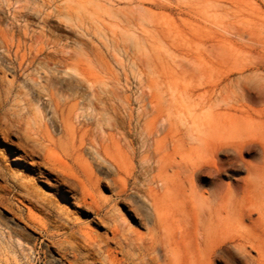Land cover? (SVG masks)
I'll list each match as a JSON object with an SVG mask.
<instances>
[{
    "label": "bare ground",
    "instance_id": "obj_1",
    "mask_svg": "<svg viewBox=\"0 0 264 264\" xmlns=\"http://www.w3.org/2000/svg\"><path fill=\"white\" fill-rule=\"evenodd\" d=\"M61 3L0 0V10L5 6L9 14L7 23L0 19V104L9 106L1 113L0 134L23 129L17 143L23 159L41 156L40 163L27 161L30 168L42 165L46 171L37 176L43 184L65 203L85 208L105 232L73 218L34 179L11 172L1 153L0 175L7 183L0 185V208L13 214L12 222L26 211L27 225L35 224L38 210L48 239L79 235L105 264H264V122L255 120L262 114L257 107L264 106V88H242L238 94L222 80L201 95L192 86L153 90L145 85L147 0H138L142 13L135 11L140 24L132 34L131 0ZM120 4L126 9H117ZM64 9L71 12L65 19ZM52 19L59 26H49ZM119 55L130 57L139 74L138 100L149 101L148 110L145 103L140 106L151 117L143 145L151 139L155 153L126 170L110 156L133 131L128 76L108 61L124 68ZM21 102L36 106L32 123L38 139L29 127H20L13 107ZM56 145L62 156H50ZM15 230L1 234L2 241L24 253L17 236L18 245L13 243Z\"/></svg>",
    "mask_w": 264,
    "mask_h": 264
},
{
    "label": "rangeland",
    "instance_id": "obj_2",
    "mask_svg": "<svg viewBox=\"0 0 264 264\" xmlns=\"http://www.w3.org/2000/svg\"><path fill=\"white\" fill-rule=\"evenodd\" d=\"M57 4L63 5L61 0H57ZM119 6L123 9L127 7L125 4H120L116 8L119 9ZM145 7H147V9L145 8L147 11L145 27L150 43H148V66L150 67L146 68L148 75L146 87L170 93L171 90V92H176L183 87L192 86L198 89L196 94L201 95L204 88L211 87L223 80V84L228 83L231 89L238 94L242 88H264V0H147ZM130 8L134 23L132 26H128L131 29L128 33L132 34L140 24L138 13H142V9L138 6V0H131ZM136 10L138 13L135 12ZM70 13L64 9V19L70 16ZM0 19L4 24L9 20L5 6L0 10ZM33 21L37 22L36 19ZM48 25L59 26V21L52 19ZM61 32L55 31L56 34ZM117 59L119 62L122 61L124 68L116 65L112 58H109L108 61L113 68L118 70L114 69L115 71L119 73L125 71L128 76L127 88L133 93V131L125 140L120 141L116 149L110 151V156L126 170L132 165L138 168L143 157L152 159L154 157L152 155L155 153L151 139L145 146L143 145L145 123L151 117L149 113H141L140 106L145 103L148 105L146 106L148 110L149 101L148 99H144V102L138 100L137 91L141 87L138 79L139 74L136 68H132L130 57L119 55ZM123 79L121 86L126 85L124 75ZM18 81L23 89V79L20 78ZM26 88H29L28 84H26ZM8 107L6 108L9 110ZM13 108L21 123L20 127H26V129L29 127L28 133L32 138L38 139L37 129L32 123V116L37 113L36 106H26L21 102ZM7 109L5 107L3 109L0 104L1 122V113ZM257 109L261 110L262 114L255 117L256 123L264 122V106H258ZM43 113L46 114L45 111ZM25 121L29 123L25 124ZM23 131V129L21 132L14 131L9 137L0 134V153L6 160L5 164L9 165L11 172L18 176L24 174L34 179L36 185L43 192L51 194L63 203L73 213V218L86 222L97 233L103 235L104 228L95 225L91 213L85 211L83 207L79 208L71 203H65L57 197L54 190L47 188L45 183L43 184L37 176L39 171H46L42 165L36 170L30 168L27 161L32 159L40 163L41 156L39 154L29 156V158L26 156V159H23L24 151L17 146V143L23 138L20 134ZM55 135L56 138H60L67 144V137L61 138L59 133ZM51 149L50 156L63 155L62 147L56 145ZM170 152L168 151V153ZM245 159L254 161L253 157L249 155H246ZM89 162L94 169H97L93 160L89 159ZM8 173L10 174V172ZM239 175L244 176L245 174L242 171ZM53 178H49L51 183H54ZM6 183L5 177L0 175V185ZM103 192L107 195L111 193L109 190H103ZM118 207L122 212L127 209L123 205H118ZM23 213L21 217L16 218L18 221L14 219L12 222L13 214L0 208V253L2 252L0 264H105L102 261V256L90 250L81 236L61 239L59 242L48 239L41 231L46 223L44 215L38 210H34L35 224L27 225L23 219L26 216V211ZM8 228H11L12 231L15 228V231L19 230L18 232L14 231L20 235L14 234L13 243L15 242V246H17V241L20 240L18 242L26 250L24 253H21L18 247L10 248L2 241L1 234L5 235Z\"/></svg>",
    "mask_w": 264,
    "mask_h": 264
}]
</instances>
